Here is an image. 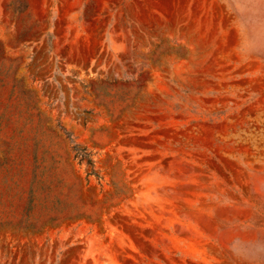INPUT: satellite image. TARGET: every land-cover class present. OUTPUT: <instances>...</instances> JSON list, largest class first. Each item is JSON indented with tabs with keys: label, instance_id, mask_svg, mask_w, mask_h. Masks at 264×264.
<instances>
[{
	"label": "rangeland",
	"instance_id": "obj_1",
	"mask_svg": "<svg viewBox=\"0 0 264 264\" xmlns=\"http://www.w3.org/2000/svg\"><path fill=\"white\" fill-rule=\"evenodd\" d=\"M0 264H264V0H0Z\"/></svg>",
	"mask_w": 264,
	"mask_h": 264
}]
</instances>
